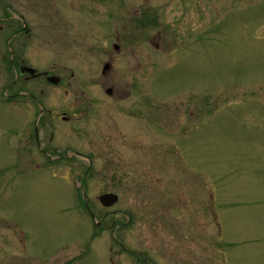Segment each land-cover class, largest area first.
Here are the masks:
<instances>
[{
    "label": "rangeland",
    "instance_id": "obj_1",
    "mask_svg": "<svg viewBox=\"0 0 264 264\" xmlns=\"http://www.w3.org/2000/svg\"><path fill=\"white\" fill-rule=\"evenodd\" d=\"M126 1L127 17L115 9L110 27L125 43L108 33L107 5L83 0L80 63L62 70L63 85L22 89L54 94L67 110L81 90L105 98L111 76L129 94L123 105L145 95L141 118L115 105L118 123L80 140L110 179L71 180L86 161L70 150L51 164L18 159L13 131L27 107L0 78V264H264V0ZM137 5L148 17L143 52ZM104 191L117 197L108 209L95 206Z\"/></svg>",
    "mask_w": 264,
    "mask_h": 264
},
{
    "label": "flooded vegetation",
    "instance_id": "obj_2",
    "mask_svg": "<svg viewBox=\"0 0 264 264\" xmlns=\"http://www.w3.org/2000/svg\"><path fill=\"white\" fill-rule=\"evenodd\" d=\"M42 1H44L41 3L43 6L40 4L41 1L28 0L25 12L22 11L24 7H20V0H0V78L4 74L5 81L8 80L11 83V90L15 91L9 95L10 97L8 96L9 93H5L6 98L9 97L10 100L15 98L14 100L27 107L23 109L24 114L21 115L20 123L17 129L13 131L16 157L28 163L38 159L45 164H51V161L65 158V151L70 150L71 155L86 161V167L83 171L78 170L68 174L72 178L71 180L110 179L114 176L111 172L104 174L98 172L94 168L91 154L78 149L83 148V140H80L91 135L90 128L104 126L110 119L116 121L113 111L115 105L121 106L122 110L130 114L129 117L141 118V113L146 109L145 95L139 94L133 101H128L125 105L122 104L123 99L125 97L128 99L129 94L124 93L121 88H116L113 77H108L110 62L112 63L110 55H107L108 62H105L109 64L108 70L104 73L101 72L104 77L110 79V87L106 88L109 89V92H105V98L94 99L89 96L90 94L81 90L80 93H76L78 96L76 102L73 105L70 104L71 109L67 110L68 105L55 103L57 101L56 95L44 93L42 89L37 93L28 89V91L23 92V85L26 84H50L48 80L50 75L56 76V84L61 83L63 85L66 77L62 75V70L80 63L78 53L81 51L80 17L83 0ZM101 2L107 5L108 12L102 17L106 21L105 23H108L106 26L109 28V35H115L114 40L125 43V36L114 34V29L111 31L110 27L114 21L115 9L125 18L129 10V3L126 0H101ZM35 4H38L44 12L43 16L40 13H35L39 9L35 8ZM134 12L131 16L141 21L139 28H141L142 34L138 38V43L143 52L146 49L147 39L142 24L148 19L147 10L143 6L137 5ZM47 39L58 41V44L51 50L45 49L42 45ZM159 42L165 45L162 39H159ZM159 42H156L155 48H158ZM119 43H117L118 47ZM73 47H75L76 53L74 55L75 60L51 59V56L63 55L68 48L71 50ZM27 68L34 69V71L29 72ZM50 68L58 70L59 74L56 71L55 74L52 73ZM63 95L67 96L68 94L64 91ZM118 121L124 123V118L118 115ZM129 122H133V120L130 119L129 121L128 119ZM91 147L97 148L99 146L97 144ZM59 149L64 150V152H60ZM71 155L66 156V158L71 157ZM78 164L80 163L78 162ZM99 194L94 197L98 203L95 206H99L101 209L110 208L101 206L97 198ZM81 198L84 200L82 206L84 210L91 212L93 206L88 204L84 195ZM141 260V258L135 259V261Z\"/></svg>",
    "mask_w": 264,
    "mask_h": 264
},
{
    "label": "water",
    "instance_id": "obj_3",
    "mask_svg": "<svg viewBox=\"0 0 264 264\" xmlns=\"http://www.w3.org/2000/svg\"><path fill=\"white\" fill-rule=\"evenodd\" d=\"M108 68H109L108 64L104 65L102 68V72L104 73ZM27 71L32 72L33 69H27ZM48 80L54 84L57 82V78L55 77H49ZM115 196L116 195H113L111 193H105V194L100 195L98 198H99L100 203L105 207V206H109L115 203L116 201Z\"/></svg>",
    "mask_w": 264,
    "mask_h": 264
}]
</instances>
